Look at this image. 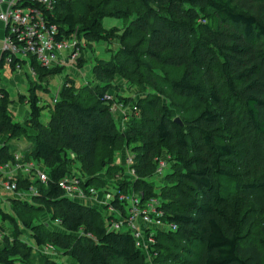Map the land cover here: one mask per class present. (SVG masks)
<instances>
[{"label":"trees","instance_id":"16d2710c","mask_svg":"<svg viewBox=\"0 0 264 264\" xmlns=\"http://www.w3.org/2000/svg\"><path fill=\"white\" fill-rule=\"evenodd\" d=\"M47 16L66 38L107 44L110 59L91 62L95 82L78 86L67 77L57 102L45 107L36 91L42 83L30 81L19 97L30 110L23 124L0 90V169L15 165L11 141L26 138L22 163L43 166L47 178L14 177L15 194H36L6 200L11 212L0 207V264H264V0L59 1ZM107 17L126 27L105 29ZM30 64L38 80L61 73ZM6 65L4 54L0 80ZM164 71L180 72L169 73L176 79L168 84ZM117 77L139 89L167 87L173 100L193 106L163 105L146 90L125 98ZM114 103L131 107L123 130ZM127 151L128 174L116 164ZM69 177L83 180L90 200V190L120 179L126 197L139 198L141 209L156 202L163 224L177 229L148 230L154 243L146 252L130 231L112 230L129 213L120 193L107 201L115 213L106 214L69 198L59 186ZM46 245L54 255L35 252Z\"/></svg>","mask_w":264,"mask_h":264},{"label":"built area","instance_id":"2783aa9c","mask_svg":"<svg viewBox=\"0 0 264 264\" xmlns=\"http://www.w3.org/2000/svg\"><path fill=\"white\" fill-rule=\"evenodd\" d=\"M59 1L74 0H26L25 5L20 3L21 0H9L7 11L0 14V20L4 23L6 29L3 53L6 54L7 65L14 64L15 70L18 72L23 71L24 67L27 66L32 76H35L30 64L32 58L45 68L60 65L65 59H76L79 53V43L76 42V35L72 38L75 42L69 44L67 42L69 38L61 33L59 27L49 24L47 12L52 11ZM54 102H57V95ZM127 162L131 165L133 163L132 158H128ZM164 167L165 163L162 162L159 171L162 172ZM0 171L2 173L0 188L9 193L15 194L17 192L14 177L19 171H23L24 175L29 178L36 177L42 182L47 181L44 172L40 171L34 163H22L20 155H16L15 165H7L1 168ZM13 174L15 176H12ZM82 181L79 178L69 177L62 181L59 186L69 198L84 200L87 199V195L81 187ZM30 194L35 195V189H32ZM89 194L96 197L97 192L90 190ZM125 197L119 195L120 201L129 202L128 216L125 219L121 217L119 221L114 222L112 230L122 231L123 227H127L128 231L133 234L139 248H143L147 252L149 245L154 243V239L147 235L148 230H166L168 228L170 231H175L177 229L175 226L167 227L163 224L161 220L163 213L157 209L156 202H150L144 209H141L138 207L139 198L132 197L129 199ZM138 221L139 223H137ZM2 236L3 233L0 229V239H2ZM36 250L38 253L45 255L55 254V248L52 245L38 247Z\"/></svg>","mask_w":264,"mask_h":264},{"label":"rangeland","instance_id":"374dc122","mask_svg":"<svg viewBox=\"0 0 264 264\" xmlns=\"http://www.w3.org/2000/svg\"><path fill=\"white\" fill-rule=\"evenodd\" d=\"M103 27L107 30L113 29V28L124 29V27H126V24L120 19H114V18L107 17L103 20ZM67 42L69 44H73L75 41H74V39H72V37H70ZM76 42L80 43V44L82 43V46H84V48L86 46V50L85 49L79 50L82 53V55H80V56L86 60V64H84V67L79 68L77 66L78 61L76 59L75 60L65 59V61L62 62L60 65H56V66L52 67V69L60 68L61 73L56 74V75L47 76L43 79L40 78L39 80L37 77L31 76V78L34 80L35 83H37V84L42 83V85L44 87L43 90H40V89L36 90L38 96L41 98L43 107L53 104V100L55 99L59 90L63 87V84L65 83V79L67 77L72 78L76 82V85H78V86L85 85V84L92 82V81L95 82L96 78L92 75V72H91V68L93 65L91 62L96 61L97 59H99V60L100 59H110V53L111 52L109 53V46L107 44L93 43V44L88 46V45H86L85 41H83V40L82 41L77 40ZM113 48H114V46H113ZM64 53L66 54V52H64ZM7 69H9V68L6 67L4 71H7ZM168 72L170 74H177L180 71H178V72L168 71ZM26 73L31 74V71L29 68L27 69ZM169 73H167V71H164V73H162L163 77L166 76L165 82L168 84H170L171 82H173L176 79L175 76L169 75ZM116 79H117L116 80V87L119 90L118 92L121 96H124L125 98L138 100V99H140V96L142 95V93L138 94V92L140 90L141 91L146 90L147 92H150V93L160 94L161 98H162L163 105H166V106L171 105L172 107H175V108H182V107L183 108H185V107L191 108V106H193V102H191V101H185V100L175 101V100H173L171 95L169 94V91H167V87H164V88H158L157 87L158 89H153V88L148 87L147 89L143 88L144 89L143 90V89H139L138 87H135V86L132 87L130 85V83H127L122 78L117 77ZM161 79H163V78H161ZM161 79H159V80H161ZM115 93L117 94V92H115V91H110L108 93V95L112 99H115L116 98ZM13 96L16 99H19V97H18L19 95L17 93L15 95L13 94ZM10 109L12 110L13 114L15 115L12 104H11ZM112 112L115 116L118 128L120 130H123L125 128V125H124L125 121L128 119V116L131 114V107L125 109L121 105L114 103L112 106ZM49 116H50L49 112L44 111L43 116H42V122L46 124L48 122ZM1 143H3V141ZM11 143H12L13 147L15 149H17L18 151H21V150L27 148L31 144V142L26 138L12 140ZM126 153H127V156L124 155V152H122V154L120 156H118V158L116 159V164L119 166H123L125 168L126 174H128V172L130 171L129 170L130 165L128 164L127 160L129 157L128 155H130V152L127 151ZM6 176L8 177L9 174ZM12 176H15V174H13ZM7 177H6V179H7ZM35 179H37V178L33 177L32 180L35 181ZM119 180L120 179H118L116 181L115 180H110V181L106 180L107 184H108V186L105 188L106 191L100 192L103 194L102 196L104 197V200L101 203L102 204L101 206H98L96 204L95 198L92 200H90V199H84V200L78 199V200L83 204L95 206V208L99 209L100 211H102V212L105 211L106 214H110V213L113 214L115 212H113L112 209L111 210L106 209L107 208V206H106L107 201L109 199H112L114 197V195L118 194V193H120L118 195H121V197H125L124 196L125 192L123 191V189L125 187L122 188L123 185H121L122 183ZM153 182L157 185V187H159L162 183V181H159V179H155V180H153ZM107 192H110V193H107ZM19 193L18 194L9 193V192L0 188V201H1L0 207L3 210H7V211L11 212L9 204L6 203V200L8 201V199H15V198L18 199L17 196L19 195ZM108 195L110 198L108 197ZM20 198L23 200L31 201V195L21 196ZM43 215L40 216V219L44 217ZM44 219H46V218H44ZM137 223H139V221ZM122 231L126 232V231H128V228L123 227ZM2 239H3V237H2ZM2 239H0V246L2 244ZM36 253H38V252L36 251Z\"/></svg>","mask_w":264,"mask_h":264},{"label":"crops","instance_id":"0c3cea01","mask_svg":"<svg viewBox=\"0 0 264 264\" xmlns=\"http://www.w3.org/2000/svg\"><path fill=\"white\" fill-rule=\"evenodd\" d=\"M9 7V0H0V14L3 12H6L7 9ZM6 38V29H5V25L4 23L0 20V63L4 57V53H3V43L4 40ZM8 67L9 69H7V71H4L5 68ZM5 68L2 71V76H1V80H0V90H7L11 101H12V107L14 110V119L16 122L23 124L29 117L30 114V110L28 108V106L26 105V103H22L20 102L19 99H16L13 94L15 95L16 93L20 96H26L29 93L30 90V81H34L32 78H30L32 76V74H28L27 72V66L24 67L23 71H13L8 65L5 66ZM34 77V76H33ZM30 78V79H29ZM5 80V81H4ZM13 90V91H12ZM30 141V140H29ZM31 146V144L23 149L26 150ZM23 150L18 151V155H21V152H23ZM125 156H127V153L124 154ZM129 156V155H128ZM38 169L42 172H44V167L37 165ZM98 192L96 197H95V202L98 206H101L104 197L102 196L103 194ZM20 196H26V194L24 195H18ZM17 196V197H18ZM36 249H38V247L35 248V252L37 251Z\"/></svg>","mask_w":264,"mask_h":264},{"label":"water","instance_id":"95a60500","mask_svg":"<svg viewBox=\"0 0 264 264\" xmlns=\"http://www.w3.org/2000/svg\"><path fill=\"white\" fill-rule=\"evenodd\" d=\"M175 122H176L178 125H180V126L183 125L180 119H176Z\"/></svg>","mask_w":264,"mask_h":264}]
</instances>
